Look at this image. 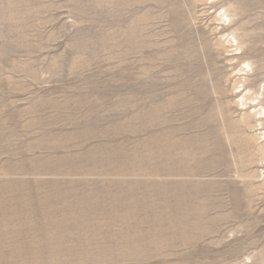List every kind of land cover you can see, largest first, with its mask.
<instances>
[{
  "label": "rangeland",
  "instance_id": "rangeland-1",
  "mask_svg": "<svg viewBox=\"0 0 264 264\" xmlns=\"http://www.w3.org/2000/svg\"><path fill=\"white\" fill-rule=\"evenodd\" d=\"M260 107L264 0H0V264H264Z\"/></svg>",
  "mask_w": 264,
  "mask_h": 264
},
{
  "label": "bare ground",
  "instance_id": "bare-ground-1",
  "mask_svg": "<svg viewBox=\"0 0 264 264\" xmlns=\"http://www.w3.org/2000/svg\"><path fill=\"white\" fill-rule=\"evenodd\" d=\"M209 1H211V2H215L216 3V1H218V0H209ZM220 11V10H219ZM221 19H220V21H221V23H222V21L223 22H227V23H229V18H228V16H227V14H226V12H223V14H221L220 15V13H219V15H218ZM217 16V17H218ZM222 24H225V23H222ZM228 35V37H232L233 35H230L229 36V34H227ZM223 36V35H222ZM224 37V36H223ZM227 37V38H228ZM227 38H225L226 40H227ZM233 40L231 41V39L230 40H228V42L227 43H235L236 44V46L234 45V47H236L235 49H236V51H237V53L235 54V55H238L239 54V51H240V49H241V47L239 46V44H237L238 42H237V40L233 37L232 38ZM226 40H225V42H226ZM230 45H232V44H230ZM233 47V46H232ZM234 49V50H235ZM235 52V51H234ZM242 64H244V63H242ZM241 67H243V66H241ZM246 67L248 68L249 67V64L247 63V65H246ZM246 68V69H247ZM242 68H240L239 70H241ZM244 69V68H243ZM249 70H250V68H248ZM236 70H238V69H236ZM243 71V70H242ZM249 72H251V71H249ZM244 73V72H243ZM245 73H247V72H245ZM244 75V74H243ZM243 87V86H242ZM236 88V87H235ZM237 90V89H236ZM244 90V89H243ZM242 90V91H243ZM261 90V89H260ZM240 91V90H239ZM241 91V92H242ZM247 91V90H246ZM249 91V90H248ZM247 91V92H248ZM237 92V91H236ZM244 93V92H243ZM245 95V94H244ZM259 95V94H258ZM241 97V96H240ZM246 97H242L241 99H242V101H240V102H242V106L246 109V106H247V103H246V101L248 100V99H245ZM241 99H239V100H241ZM244 101V102H243ZM250 101L253 103V101L250 99ZM249 101V105L248 106H250L249 108H256L258 105H260L261 103L260 102H257V103H255V105H254V103L253 104H250L251 102ZM257 101V100H256ZM260 101V100H259ZM262 102V101H261ZM258 103H260V104H258ZM240 105H241V103H240ZM248 108V109H249ZM243 109V108H242ZM250 110V109H249ZM256 110V109H255ZM246 111V110H245ZM252 111V110H251ZM253 111H254V109H253ZM250 112V111H249ZM251 113V112H250ZM249 115V114H248ZM255 116H258L257 118H259V119H261V120H263L264 121V108L263 107H260V109L257 111V113H256V115ZM260 120V121H261ZM262 122V121H261ZM261 124V123H260ZM260 133V132H259ZM263 137H264V135H263ZM264 139V138H263Z\"/></svg>",
  "mask_w": 264,
  "mask_h": 264
}]
</instances>
